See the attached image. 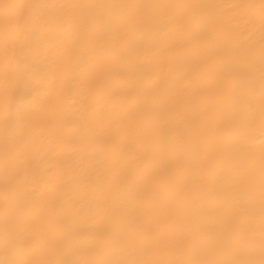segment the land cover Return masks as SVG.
<instances>
[{"label":"bare ground","instance_id":"bare-ground-1","mask_svg":"<svg viewBox=\"0 0 264 264\" xmlns=\"http://www.w3.org/2000/svg\"><path fill=\"white\" fill-rule=\"evenodd\" d=\"M27 2L84 7L0 6V264L259 262L260 0Z\"/></svg>","mask_w":264,"mask_h":264},{"label":"snow or ice","instance_id":"snow-or-ice-1","mask_svg":"<svg viewBox=\"0 0 264 264\" xmlns=\"http://www.w3.org/2000/svg\"><path fill=\"white\" fill-rule=\"evenodd\" d=\"M5 9H15L19 13L20 20H23L24 28L26 31L31 32L37 25L47 28L49 31H52L56 28L64 27L65 30L71 28L73 30H78V25L73 22L69 18H65L62 16H54L50 13V9L54 7L59 8H79L84 7V5L78 4H69V5H50V4H35L31 2H27V0H21L20 3L13 4H5L0 5ZM235 7V6H234ZM260 8H261V28L262 32H264V0H260ZM39 10V15L36 16L33 14V10ZM83 24V20L79 22ZM19 28V20H13L8 15H5L3 21V27L0 28V46H4L6 48L9 41L13 39V37L17 34V30ZM36 48L43 47V41L37 40L35 42ZM18 55H22L18 54ZM18 58V57H17ZM21 63L27 65V71H30L33 75L37 74L41 71L40 65L36 61H29L27 57H25ZM24 71H21V78H23ZM0 93L7 95L8 93V78L5 76L3 88L0 89ZM262 101H264V97H262ZM262 118H264V111H262ZM113 182H115V178H113ZM261 196H262V232H261V259L259 262L255 260H233V261H198L194 262V264H264V176H262L261 183ZM14 264H33L30 261H16ZM37 264H123V262H109L104 260L98 261H41L37 262ZM128 264H137V262H128ZM181 264H188V262H181Z\"/></svg>","mask_w":264,"mask_h":264}]
</instances>
